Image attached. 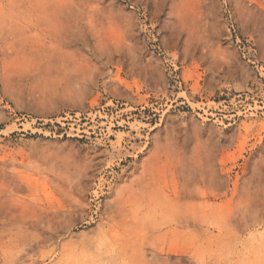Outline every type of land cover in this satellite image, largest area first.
Masks as SVG:
<instances>
[{"label":"rangeland","instance_id":"1","mask_svg":"<svg viewBox=\"0 0 264 264\" xmlns=\"http://www.w3.org/2000/svg\"><path fill=\"white\" fill-rule=\"evenodd\" d=\"M0 264H264V0H0Z\"/></svg>","mask_w":264,"mask_h":264},{"label":"bare ground","instance_id":"2","mask_svg":"<svg viewBox=\"0 0 264 264\" xmlns=\"http://www.w3.org/2000/svg\"><path fill=\"white\" fill-rule=\"evenodd\" d=\"M82 106V108H84V106L83 105H80V107Z\"/></svg>","mask_w":264,"mask_h":264}]
</instances>
